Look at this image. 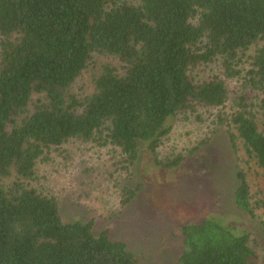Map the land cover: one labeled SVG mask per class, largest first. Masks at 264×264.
<instances>
[{"label": "trees", "instance_id": "trees-1", "mask_svg": "<svg viewBox=\"0 0 264 264\" xmlns=\"http://www.w3.org/2000/svg\"><path fill=\"white\" fill-rule=\"evenodd\" d=\"M175 126L194 141L167 154ZM216 128L245 222L178 224L168 264H264V0H0V264H150L93 220L63 221L39 165L61 176L57 158L90 145L128 181L139 148L177 169ZM140 189L122 186L119 208Z\"/></svg>", "mask_w": 264, "mask_h": 264}, {"label": "rangeland", "instance_id": "rangeland-1", "mask_svg": "<svg viewBox=\"0 0 264 264\" xmlns=\"http://www.w3.org/2000/svg\"><path fill=\"white\" fill-rule=\"evenodd\" d=\"M181 126H175L164 147L165 153L188 149L193 144L191 128ZM75 145L73 151L65 147L71 151V157L57 158L53 165L61 176L51 172L52 166L39 165L38 174H47L50 178L41 183L57 192L62 220H93L96 230L109 232L114 240L125 241L129 250L150 264H168L176 254L178 245L170 238V231L180 223L217 213L225 220L245 222L233 205L236 160L222 128H216L209 142L188 156L177 169L155 170L139 148L138 160L128 181L116 173V159H110L108 150L88 145L79 151ZM72 167L78 169L74 171ZM136 183L141 189L134 200L119 208V189ZM255 238L252 234L251 239ZM256 248L259 251L264 247Z\"/></svg>", "mask_w": 264, "mask_h": 264}]
</instances>
